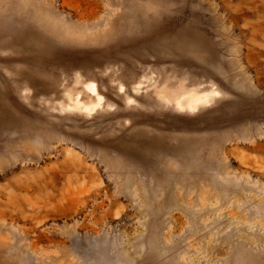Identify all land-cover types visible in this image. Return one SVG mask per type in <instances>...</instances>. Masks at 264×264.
Returning a JSON list of instances; mask_svg holds the SVG:
<instances>
[{
  "label": "rangeland",
  "instance_id": "rangeland-1",
  "mask_svg": "<svg viewBox=\"0 0 264 264\" xmlns=\"http://www.w3.org/2000/svg\"><path fill=\"white\" fill-rule=\"evenodd\" d=\"M0 264H264V0H0Z\"/></svg>",
  "mask_w": 264,
  "mask_h": 264
}]
</instances>
